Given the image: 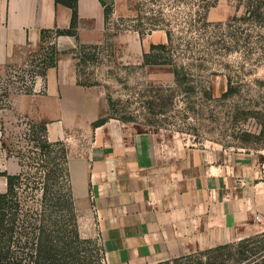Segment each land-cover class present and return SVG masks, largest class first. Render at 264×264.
Segmentation results:
<instances>
[{
	"label": "crops",
	"instance_id": "crops-1",
	"mask_svg": "<svg viewBox=\"0 0 264 264\" xmlns=\"http://www.w3.org/2000/svg\"><path fill=\"white\" fill-rule=\"evenodd\" d=\"M78 16L77 36L53 40L57 66L35 79L31 93L12 94L3 110L46 123L48 138L66 144L77 211H88L107 264H157L263 232L264 180L255 165L224 149L163 145L154 134L137 133L109 117L98 90L79 83L73 50L103 43L107 19L101 0H78ZM72 18L56 0H0V73L26 65L41 52L42 31L69 29ZM114 39L128 41V59L146 48L135 30ZM3 116L0 194L8 188L3 173L23 169L3 146Z\"/></svg>",
	"mask_w": 264,
	"mask_h": 264
},
{
	"label": "rangeland",
	"instance_id": "rangeland-1",
	"mask_svg": "<svg viewBox=\"0 0 264 264\" xmlns=\"http://www.w3.org/2000/svg\"><path fill=\"white\" fill-rule=\"evenodd\" d=\"M148 1L119 0L120 13L109 15L103 43L76 48L79 83L98 90L108 103L109 117L133 131L154 134L163 145L227 150L240 161L255 165L257 180H264V20L246 14L248 0H210L212 6L204 20H199L205 5L200 0ZM162 9L173 42L168 51L151 52V45L167 43L166 31L149 32L151 20H146L155 15L159 18ZM139 15L144 18L140 27L145 34L140 36L146 39V48L143 55L135 50L128 59L123 46L128 41L117 45L114 36L135 30L140 25ZM54 39L55 35L49 34L45 46ZM145 53L159 64H145ZM31 60L0 73L3 146L11 156L23 157L26 176L20 190L24 207L36 204L40 193L34 189L35 182L44 174L33 162L39 157L38 149L26 135L31 134L35 122L3 109H9L12 94L31 86ZM176 69L180 70L178 81ZM229 77L235 91L227 94ZM87 213L78 212L81 236L90 240L82 245L81 254L93 264H107L98 229ZM157 264L186 263L173 258Z\"/></svg>",
	"mask_w": 264,
	"mask_h": 264
},
{
	"label": "trees",
	"instance_id": "trees-1",
	"mask_svg": "<svg viewBox=\"0 0 264 264\" xmlns=\"http://www.w3.org/2000/svg\"><path fill=\"white\" fill-rule=\"evenodd\" d=\"M56 1L73 10L71 27L42 31L43 46L41 52L32 57L30 61L34 68L31 70V86L25 89L26 93L32 92V86L38 76L45 77L48 69L57 66L59 50L53 41L49 47L45 46L47 36L49 34H54L55 37L77 36L78 0ZM158 1L161 0H149L148 2L155 4ZM200 1L205 5L202 6L203 14L199 11V20H204L206 10L212 5L210 0ZM101 2L105 6V15L108 19L113 12L114 0L109 5L105 0H101ZM246 4V14L251 19L264 20V0H248ZM159 12V18L157 15L146 18V20H151L148 29L149 32L164 29L167 43L151 45V52L156 49L168 51L170 50L169 45L173 42L170 24L162 16L164 15L163 9ZM143 20L144 18L139 15L140 25L135 28L141 36L145 34L140 27L143 25ZM80 45L82 44H79L78 47ZM73 52L76 53V50ZM149 55L148 53L144 54L145 64H159V62L150 61ZM171 63L170 61L166 62V64ZM175 77L178 81L179 69L175 70ZM228 83L227 94H230L235 91L230 77ZM4 96L9 98L10 94L5 93ZM106 121L107 118H102L94 125L100 126ZM30 131L31 134L26 135L35 143L39 156L33 158L36 160L33 162H37L35 164L39 166L36 167L44 173L39 177L41 181L36 180L34 186V189L40 193V197L36 200L35 205L24 207L20 189L26 174L23 172L18 175L3 173L7 176L8 188L6 192L0 194V264H75L76 262L77 264H93L81 254L82 245L90 243V240L83 238L80 233L67 146L63 141H51L48 138L46 123H34L31 125ZM17 157L24 168L22 155ZM40 161L43 164H40ZM175 262H185L186 264H264V231L236 242L175 258Z\"/></svg>",
	"mask_w": 264,
	"mask_h": 264
},
{
	"label": "water",
	"instance_id": "water-1",
	"mask_svg": "<svg viewBox=\"0 0 264 264\" xmlns=\"http://www.w3.org/2000/svg\"><path fill=\"white\" fill-rule=\"evenodd\" d=\"M106 4H111L112 1L111 0H105Z\"/></svg>",
	"mask_w": 264,
	"mask_h": 264
}]
</instances>
